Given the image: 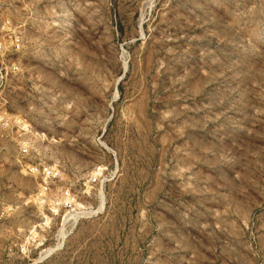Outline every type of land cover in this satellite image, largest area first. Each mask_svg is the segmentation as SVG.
Segmentation results:
<instances>
[{
  "label": "rangeland",
  "instance_id": "obj_1",
  "mask_svg": "<svg viewBox=\"0 0 264 264\" xmlns=\"http://www.w3.org/2000/svg\"><path fill=\"white\" fill-rule=\"evenodd\" d=\"M0 36L8 264H264V0H0Z\"/></svg>",
  "mask_w": 264,
  "mask_h": 264
},
{
  "label": "built area",
  "instance_id": "obj_2",
  "mask_svg": "<svg viewBox=\"0 0 264 264\" xmlns=\"http://www.w3.org/2000/svg\"><path fill=\"white\" fill-rule=\"evenodd\" d=\"M16 48H18V46H16ZM5 51V46H4V42L1 39L0 36V55H3ZM1 59H0V86H2L4 84L5 81V76L3 74V68H2V63H1ZM14 68V66H13ZM5 73V72H4ZM6 74V73H5ZM3 123V122H2ZM23 153H27L26 149H23ZM26 172L29 175H33V176H47V178L49 180L55 179L57 177L56 173L53 172L52 170H50V168L42 166V165H35V166H30V165H26ZM44 194V190L41 192V195ZM57 206L61 207V208H66L70 203V195L68 192H64L63 194H61L60 197H55L53 200Z\"/></svg>",
  "mask_w": 264,
  "mask_h": 264
},
{
  "label": "bare ground",
  "instance_id": "obj_3",
  "mask_svg": "<svg viewBox=\"0 0 264 264\" xmlns=\"http://www.w3.org/2000/svg\"><path fill=\"white\" fill-rule=\"evenodd\" d=\"M95 174V173H94ZM102 200V199H101ZM103 201V200H102ZM103 205L101 204V206L99 207L100 209H101V207H102ZM88 214V213H87ZM78 216V214H74V216ZM76 218H74V220H75ZM47 221V220H46ZM65 221V220H64ZM63 221V222H64ZM76 221V220H75ZM64 225V224H63ZM63 230H64V228H63ZM66 232H64V231H61V233H60V240H59V244L56 246V247H54V248H49V249H46V250H44V252L40 255V257H39V261L42 259V258H44V257H46V256H48V255H50L52 252H54L55 250H57L58 248H60L61 247V245H62V243H63V241H64V239H65V237H66Z\"/></svg>",
  "mask_w": 264,
  "mask_h": 264
},
{
  "label": "crops",
  "instance_id": "obj_4",
  "mask_svg": "<svg viewBox=\"0 0 264 264\" xmlns=\"http://www.w3.org/2000/svg\"><path fill=\"white\" fill-rule=\"evenodd\" d=\"M0 255L2 257V259L0 260V263L1 264H8V258L7 257H11L10 254H8L5 249H3L2 253Z\"/></svg>",
  "mask_w": 264,
  "mask_h": 264
}]
</instances>
